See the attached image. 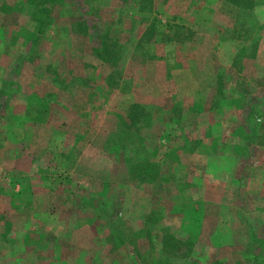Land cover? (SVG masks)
Listing matches in <instances>:
<instances>
[{"label": "rangeland", "instance_id": "rangeland-1", "mask_svg": "<svg viewBox=\"0 0 264 264\" xmlns=\"http://www.w3.org/2000/svg\"><path fill=\"white\" fill-rule=\"evenodd\" d=\"M52 1L0 0L8 264H264V0ZM214 28L236 52L213 79L215 150L196 151L209 79L200 103L159 75L196 79Z\"/></svg>", "mask_w": 264, "mask_h": 264}, {"label": "crops", "instance_id": "crops-1", "mask_svg": "<svg viewBox=\"0 0 264 264\" xmlns=\"http://www.w3.org/2000/svg\"><path fill=\"white\" fill-rule=\"evenodd\" d=\"M206 1V0H205ZM221 1V0H220ZM219 0H217V2H220ZM207 2V1H206ZM222 4H226V5H230L233 6L234 8H236L235 5L229 3V2H223L221 1ZM190 7H193L192 5H190ZM253 16L257 18V20L261 23H263V30L260 33L259 37H258V41L256 44V49H255V54H254V60H253V64H255V70H254V76L255 79H257V81H262L264 80V1L261 3H255L254 7H253ZM196 22V19H194L192 17V20L190 22V24H194ZM221 31L218 29L214 28V33H202L199 34L198 37V33H195V37L196 38H200V36H202V39L204 40H211V41H215V35H218V37L220 36ZM213 38V40H212ZM217 42H214V46L213 48H211L212 52H208V56H201V58L198 59V66H194L193 71H195V75H197L196 77L200 80L202 78H204V76H206V78L209 79V83L207 84V88H208V92L210 96L209 99L207 97H204L207 95V93H204L203 91V96H201V92H199L198 87L202 88V90H204V82L202 80L198 81V79H191L187 82L181 83V82H176V81H167L168 78V74L172 75V70L168 71L169 69H166L163 74H160L159 76H163V83H165L164 85V89L168 92L170 91L173 87L176 88L177 84L178 86L180 85V87H182V85L184 84L186 87V91L185 94L189 95L191 99L190 101L193 102L194 99L196 101H198V99H200V103L205 100L206 103L203 104L202 102V108L201 110H199L197 113L193 114L194 116L197 117V124H198V132L197 133V137L200 139L199 145L195 148V150H203V151H207L210 152L215 150V146H213V141H211L209 138H214V131L212 129V124L209 125L208 122H204L207 120H212V117L214 116V113L212 112V106L213 105H217L218 108H214V111H216V113L219 115L220 111V106L221 103L219 101H216V99L213 98V94L215 92V88L213 87V79L216 80V72L217 70L220 68H222L223 72L227 73L228 76H230L229 72L231 69V58L233 57V55L236 52V39L235 38H231L229 37L228 39H217ZM179 43V39H172L170 42H167V46H169V48H173L176 50V45ZM1 49V48H0ZM9 51V50H7ZM9 53V52H8ZM17 54V50L15 51V53H12V55H16ZM215 56V58L213 57ZM197 71V72H196ZM233 79L234 76H233ZM237 79V78H236ZM223 82H226V80H229L227 76H223ZM211 81V82H210ZM174 84V86H173ZM167 85H169L170 88H166ZM229 87V84H225ZM177 89V88H176ZM191 89V91H190ZM172 94V93H171ZM174 94V92H173ZM169 95V94H168ZM171 96V95H169ZM186 97V95H185ZM205 98V99H203ZM226 98L229 99V95L228 92L226 93ZM203 99V100H202ZM193 100V101H192ZM199 103V104H200ZM230 105V104H228ZM231 107L233 108L232 113H228L227 114V122L229 123V121L231 120L234 121L235 120V116H236V109L234 104H231ZM170 118L172 119V115H169L168 120H170ZM201 121V122H198ZM207 126L209 128H207ZM209 137V138H208ZM210 145V146H209ZM5 215V214H1L0 211V216ZM1 220V219H0ZM13 250H15V247L12 244H8L7 243V226L5 224H2V222H0V264H8V259L10 254L13 252ZM22 252H23V245L21 248ZM28 256L27 253H24L22 255V257Z\"/></svg>", "mask_w": 264, "mask_h": 264}, {"label": "trees", "instance_id": "trees-1", "mask_svg": "<svg viewBox=\"0 0 264 264\" xmlns=\"http://www.w3.org/2000/svg\"><path fill=\"white\" fill-rule=\"evenodd\" d=\"M53 1H56V0H53ZM221 1H223V2H229V3L233 4V5H235L237 8H239L238 6H239L240 3L242 5H245L246 2L248 3V0H221ZM244 23H246V21H244Z\"/></svg>", "mask_w": 264, "mask_h": 264}]
</instances>
